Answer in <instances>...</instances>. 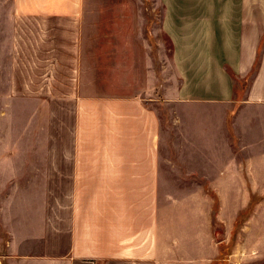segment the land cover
<instances>
[{
  "label": "crops",
  "instance_id": "0c3cea01",
  "mask_svg": "<svg viewBox=\"0 0 264 264\" xmlns=\"http://www.w3.org/2000/svg\"><path fill=\"white\" fill-rule=\"evenodd\" d=\"M157 1L158 60L88 40L82 0H0V264H209L264 192V0Z\"/></svg>",
  "mask_w": 264,
  "mask_h": 264
},
{
  "label": "rangeland",
  "instance_id": "374dc122",
  "mask_svg": "<svg viewBox=\"0 0 264 264\" xmlns=\"http://www.w3.org/2000/svg\"><path fill=\"white\" fill-rule=\"evenodd\" d=\"M82 9L84 17L81 23L85 26H99V32L94 29L88 30L85 34L88 40L103 42L110 38L119 40L131 39L132 48L135 53L143 55V39L150 41L152 47V56L158 60L161 56L163 59L169 57V42L160 32L154 37L149 33L150 27L158 22V18L162 11V5L157 0H82ZM1 8V6H0ZM5 20L0 17V25ZM119 25L126 27L125 32H107L108 26ZM146 25L147 29L142 33L139 26ZM102 30V31H101ZM8 34L0 33V54L2 48L3 36ZM160 44V46L158 44ZM103 46H100V48ZM158 66V62H157ZM27 66H18L15 68L25 70ZM14 68V67H13ZM167 71L169 67H167ZM6 75L10 71V67L3 65ZM28 75L18 71L16 75ZM244 82L236 84V92L244 89ZM11 100L4 98L2 107V115L0 114V135L6 143L10 142L11 137L18 135V131L13 128ZM166 111H164V114ZM19 118V117H17ZM9 152V144L7 145ZM245 182H250V177H244ZM261 181L262 178H259ZM264 180V178H263ZM242 202V208L237 217L229 225H223L212 218V247H216L215 253H212L209 264H264V192L249 193L244 192L237 194ZM214 207L217 205V197L212 194ZM216 244V245H215ZM194 264H199L195 260ZM205 264H207L205 262Z\"/></svg>",
  "mask_w": 264,
  "mask_h": 264
}]
</instances>
